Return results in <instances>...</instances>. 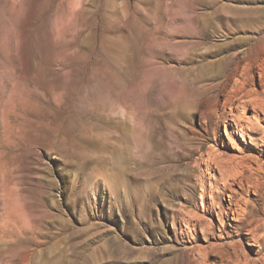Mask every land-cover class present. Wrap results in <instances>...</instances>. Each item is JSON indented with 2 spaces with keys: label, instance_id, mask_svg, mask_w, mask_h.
I'll return each instance as SVG.
<instances>
[{
  "label": "rangeland",
  "instance_id": "1",
  "mask_svg": "<svg viewBox=\"0 0 264 264\" xmlns=\"http://www.w3.org/2000/svg\"><path fill=\"white\" fill-rule=\"evenodd\" d=\"M263 60L264 0H0V264H264Z\"/></svg>",
  "mask_w": 264,
  "mask_h": 264
},
{
  "label": "bare ground",
  "instance_id": "2",
  "mask_svg": "<svg viewBox=\"0 0 264 264\" xmlns=\"http://www.w3.org/2000/svg\"><path fill=\"white\" fill-rule=\"evenodd\" d=\"M261 44V43H260ZM259 49V48H258ZM257 58V57H256ZM252 59V58H251ZM251 61V60H250ZM264 61V60H263ZM252 63V62H251ZM262 64H264L262 62ZM263 66V65H261ZM255 104V103H254ZM248 107V105H245ZM244 107V104H243ZM245 108V107H244ZM243 109V108H242ZM245 110V109H244ZM231 112V111H230ZM242 111H240L239 113H241ZM255 113V112H254ZM231 118L229 119V123H231L230 125H234V127L237 130V134L239 135V137L241 138V140L243 142L246 141V139L251 140L250 138V132L259 127V115L257 113H255L253 115L252 121H250L249 119H244L243 116L239 115L236 116L235 114L230 113ZM243 115V114H242ZM262 121V120H261ZM233 135V134H231ZM234 146V145H233Z\"/></svg>",
  "mask_w": 264,
  "mask_h": 264
}]
</instances>
